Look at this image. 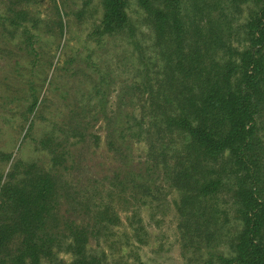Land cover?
<instances>
[{
  "label": "trees",
  "instance_id": "obj_1",
  "mask_svg": "<svg viewBox=\"0 0 264 264\" xmlns=\"http://www.w3.org/2000/svg\"><path fill=\"white\" fill-rule=\"evenodd\" d=\"M5 3L2 30L16 32L19 51L32 55L35 66L38 19L27 9L33 0ZM136 5L151 32L150 46H143L128 16L129 0H100L102 14L92 33L97 41L123 36L143 69L145 113L127 114L118 136L147 143L146 168L152 172H146L160 175L176 193L181 237L198 250L224 245L223 252L207 251L203 264H264V0ZM55 11L52 27L60 35L65 22ZM38 146L50 157L47 171L10 163V153L0 152V165L9 164L0 169V264H108L105 252L90 250L86 226L56 217L59 181L51 169L64 165L67 149L48 140ZM223 191L230 198L228 212L217 203ZM108 202L97 206L99 222L109 215Z\"/></svg>",
  "mask_w": 264,
  "mask_h": 264
},
{
  "label": "rangeland",
  "instance_id": "obj_2",
  "mask_svg": "<svg viewBox=\"0 0 264 264\" xmlns=\"http://www.w3.org/2000/svg\"><path fill=\"white\" fill-rule=\"evenodd\" d=\"M5 1L0 0L1 15ZM27 9L39 20L35 66L32 55L19 51L16 32L0 25V152L10 153V163L47 171L50 157L39 141L67 149L64 165L51 169L59 181L56 217L86 226L90 250L105 252L108 264H203L207 251L223 252L221 243L211 244L210 252L181 237L176 193L160 175L146 172H152L146 168L147 143L118 136L127 114L145 113L143 69L123 36L99 41L92 36L102 14L100 0H33ZM57 9L65 22L60 35L52 27ZM128 16L139 27L143 46H150L151 32L136 0H129ZM32 102L36 105L28 113ZM107 141H112L109 152ZM8 166L2 163L0 169ZM127 171L133 176L124 177ZM106 200L110 212L99 222L95 212ZM217 200L228 212L229 194L223 191ZM59 258L69 260L67 254Z\"/></svg>",
  "mask_w": 264,
  "mask_h": 264
}]
</instances>
